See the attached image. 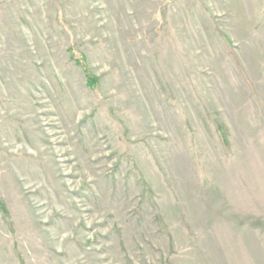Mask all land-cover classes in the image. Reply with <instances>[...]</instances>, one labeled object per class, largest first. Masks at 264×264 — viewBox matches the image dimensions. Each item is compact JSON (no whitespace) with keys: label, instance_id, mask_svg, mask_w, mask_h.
<instances>
[{"label":"rangeland","instance_id":"374dc122","mask_svg":"<svg viewBox=\"0 0 264 264\" xmlns=\"http://www.w3.org/2000/svg\"><path fill=\"white\" fill-rule=\"evenodd\" d=\"M0 202V264H264V0H0Z\"/></svg>","mask_w":264,"mask_h":264},{"label":"trees","instance_id":"16d2710c","mask_svg":"<svg viewBox=\"0 0 264 264\" xmlns=\"http://www.w3.org/2000/svg\"><path fill=\"white\" fill-rule=\"evenodd\" d=\"M70 52L72 60H74L79 66L83 68L84 73L87 77L88 87L95 90L98 84V79L90 72L85 62V56L83 54H78L77 52H75V48H70ZM218 132L221 135V139L223 140V142L227 144V133L221 127L218 128ZM0 208L4 211V213H6V208L2 202H0Z\"/></svg>","mask_w":264,"mask_h":264}]
</instances>
